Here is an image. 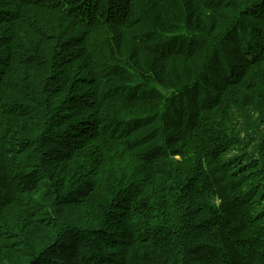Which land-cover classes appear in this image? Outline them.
<instances>
[{"label":"trees","instance_id":"trees-1","mask_svg":"<svg viewBox=\"0 0 264 264\" xmlns=\"http://www.w3.org/2000/svg\"><path fill=\"white\" fill-rule=\"evenodd\" d=\"M0 264H264V0H0Z\"/></svg>","mask_w":264,"mask_h":264},{"label":"rangeland","instance_id":"rangeland-1","mask_svg":"<svg viewBox=\"0 0 264 264\" xmlns=\"http://www.w3.org/2000/svg\"><path fill=\"white\" fill-rule=\"evenodd\" d=\"M256 198H257V199H259V196H258V195H256Z\"/></svg>","mask_w":264,"mask_h":264}]
</instances>
